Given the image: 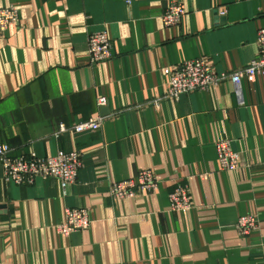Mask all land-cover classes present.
<instances>
[{
	"label": "crops",
	"instance_id": "1",
	"mask_svg": "<svg viewBox=\"0 0 264 264\" xmlns=\"http://www.w3.org/2000/svg\"><path fill=\"white\" fill-rule=\"evenodd\" d=\"M0 0L18 23L0 35V144L13 155L81 153L76 181L5 182L0 165V264H264V77L165 99L164 68L205 59L233 73L257 55L264 0ZM107 31L111 58L90 63L88 38ZM103 98L106 103L98 105ZM102 117L97 131L59 133ZM240 168L223 171L216 143ZM149 169L153 194L116 200L110 185ZM189 187L191 208L169 194ZM87 208L90 228L59 236L65 209ZM258 226L246 237L239 217Z\"/></svg>",
	"mask_w": 264,
	"mask_h": 264
},
{
	"label": "built area",
	"instance_id": "2",
	"mask_svg": "<svg viewBox=\"0 0 264 264\" xmlns=\"http://www.w3.org/2000/svg\"><path fill=\"white\" fill-rule=\"evenodd\" d=\"M186 16L182 0H167L161 16L165 28L178 26ZM18 23V14L14 7L0 8V35L9 27ZM257 55L246 67L233 73H216L205 59H195L185 62L175 68H164L162 73L168 78L165 99L177 100L181 95L212 89L218 84L229 81L238 92L243 79L254 83L256 78L264 77V28L257 35ZM88 57L90 63H104L111 58L110 38L107 31H102L88 38ZM106 100L100 98L98 105L103 106ZM102 117H95L75 124L69 128L61 126L59 133L72 132L80 134L97 131L102 123ZM216 152L220 168L223 171L234 172L240 168L241 161L238 153L234 152L231 141L216 143ZM0 165L5 182L15 185H32L35 179H55L59 182L62 193L76 181L81 168V153L77 151H57L54 156L41 158L31 152L28 155H13V149L0 144ZM158 189V180L153 171L146 169L134 177L114 182L110 185L108 196L116 199H133L137 195L153 194ZM171 212H186L191 208L189 187L178 183L168 196ZM88 209H65L61 223L56 226V233L69 237L73 233L87 231L90 228ZM258 226L254 215L239 217L234 225L237 233L248 236Z\"/></svg>",
	"mask_w": 264,
	"mask_h": 264
}]
</instances>
